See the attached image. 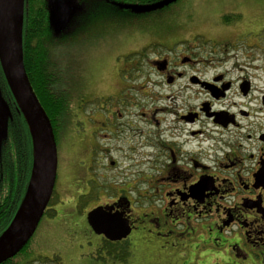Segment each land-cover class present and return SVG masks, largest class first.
<instances>
[{
  "label": "flooded vegetation",
  "instance_id": "af4514ba",
  "mask_svg": "<svg viewBox=\"0 0 264 264\" xmlns=\"http://www.w3.org/2000/svg\"><path fill=\"white\" fill-rule=\"evenodd\" d=\"M65 2L71 7L69 19L76 15L82 23L94 15L141 21L164 0ZM235 14L241 18L197 33L172 24L153 26L158 29L141 44L148 49L114 62L119 87L106 99L109 103L80 102L70 109L69 122L77 127L74 136H68V127L65 139L76 147L91 139L96 148L100 140H121L125 129L124 146L100 149L112 169L118 168L113 148L124 152L127 163L110 184L111 196L98 204L124 211L129 235L135 232L142 245L180 254L198 235L225 264H249L264 262V17ZM32 151L27 123L0 64V221H11L25 194ZM57 180L56 170L41 217L51 234L58 224L74 220L78 199L86 194L87 180L72 184L65 178L58 185ZM64 183L72 191L66 197L60 189ZM71 207L73 213H63ZM101 236L97 248L105 253L102 241L123 245L128 237L110 241Z\"/></svg>",
  "mask_w": 264,
  "mask_h": 264
},
{
  "label": "rangeland",
  "instance_id": "374dc122",
  "mask_svg": "<svg viewBox=\"0 0 264 264\" xmlns=\"http://www.w3.org/2000/svg\"><path fill=\"white\" fill-rule=\"evenodd\" d=\"M153 9L155 10L148 11L151 15L141 21L130 19L132 16L126 18L114 15L109 19L107 15H94L86 16L81 23L76 15H72L61 33L51 35L53 39L44 42L47 68L53 78L50 87L53 93L62 97L64 106L61 114L56 116L55 141L59 161L57 185L63 183L65 178L72 184L84 179L87 180L83 188L86 194L78 199V212L74 214V220L65 225L58 224L54 227L56 233L51 234L49 228L44 230L45 218H42L30 239L28 255H19L12 260V264H225L216 253L204 247L198 235H193L192 240L186 241L182 253L170 254L145 243L142 245L140 238H135V232L126 238L123 245H110L102 241L103 248L112 250L114 255L125 249L128 251L125 260L114 258L112 261L105 252L97 248L102 236L94 233L86 220V214L92 207L107 201L111 196L113 189H110V184H115L118 180L116 175L119 171L122 172L127 163L124 152L113 148L110 153L112 159L118 161V168L112 169L105 152L100 149L124 146L126 134L122 127L121 140H100L95 145L96 148L91 139L78 144L80 147L70 146L65 139L67 129H72H68V136H74L73 129L77 127L73 121L69 122L72 113L70 109H74L80 102L88 105L109 103L106 99H110L109 96L119 87L113 75L114 62L118 58L121 61L128 52L130 54L136 50L148 49L149 47L142 48L141 44L145 36L151 34V29H158L153 26L165 28L172 24L181 29H190V33L214 30L222 22L239 20L241 17L235 13H243L245 17L257 13L264 17V0H169ZM152 12L158 13L152 15ZM215 34L221 38L219 32ZM91 126L88 125L87 129L91 130ZM100 132L107 131L100 129ZM92 151L94 153L91 156ZM60 189L64 197L72 192L65 187V183ZM73 212L72 207L63 209V213L67 215ZM56 255V261H44L45 257L53 259ZM248 263L264 264L262 260Z\"/></svg>",
  "mask_w": 264,
  "mask_h": 264
},
{
  "label": "water",
  "instance_id": "95a60500",
  "mask_svg": "<svg viewBox=\"0 0 264 264\" xmlns=\"http://www.w3.org/2000/svg\"><path fill=\"white\" fill-rule=\"evenodd\" d=\"M49 1L56 19L55 32H59L68 22L71 7L65 0ZM24 8L25 0H0V64L27 123L33 145L25 194L13 218L0 234V263L18 254L33 236L51 197L57 170V148L52 124L31 86L24 66ZM2 127L5 131V119ZM114 208V205L96 206L87 212L86 220L94 233L110 241H120L129 235L131 227L124 211Z\"/></svg>",
  "mask_w": 264,
  "mask_h": 264
},
{
  "label": "trees",
  "instance_id": "16d2710c",
  "mask_svg": "<svg viewBox=\"0 0 264 264\" xmlns=\"http://www.w3.org/2000/svg\"><path fill=\"white\" fill-rule=\"evenodd\" d=\"M46 6L48 7L47 0H25L22 34L23 61L31 86L51 121L54 137L56 138V116L61 114L64 106L62 104V97L55 92L53 93L50 87L53 78L48 72V59L47 53L44 51V42L52 40L51 35H55L56 33L53 29V14L49 10V7L48 13H45L44 9ZM9 221V219L0 221V234L8 226ZM29 242L13 258L0 264H12V260L19 255H28ZM106 242L111 244L109 241ZM106 255L112 261L114 258L125 260L128 251L125 249L114 255L112 250L107 249ZM53 257L55 259L45 257L44 261H56L57 255Z\"/></svg>",
  "mask_w": 264,
  "mask_h": 264
}]
</instances>
